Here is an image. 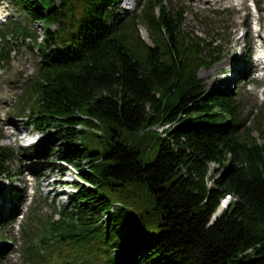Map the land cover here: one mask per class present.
I'll return each mask as SVG.
<instances>
[{
	"label": "trees",
	"instance_id": "obj_1",
	"mask_svg": "<svg viewBox=\"0 0 264 264\" xmlns=\"http://www.w3.org/2000/svg\"><path fill=\"white\" fill-rule=\"evenodd\" d=\"M119 1L15 0L28 22L10 19L0 29V67L11 61L19 39L31 40L42 58L13 113L45 134L35 155L48 151L52 136L73 144L90 127L101 128L96 132L105 148L82 142L59 153L78 171L87 160L88 171L79 174L90 185L79 187L58 218L33 209L21 227L23 263L264 264V107L247 127L237 97L204 87L200 68L220 56L214 42L185 31V8L144 0L139 12L121 16L114 13ZM37 20L41 39L30 27ZM145 129L161 133L148 164L139 143L122 138ZM13 156L0 144V176L10 181ZM11 183L0 187V240L24 196ZM130 184L146 188L156 223L137 213L142 207H121L109 197ZM114 205L120 210L112 211Z\"/></svg>",
	"mask_w": 264,
	"mask_h": 264
},
{
	"label": "rangeland",
	"instance_id": "obj_2",
	"mask_svg": "<svg viewBox=\"0 0 264 264\" xmlns=\"http://www.w3.org/2000/svg\"><path fill=\"white\" fill-rule=\"evenodd\" d=\"M143 1L120 0L114 13L124 16L134 11L139 12ZM167 6L172 10H187L183 15V27L190 36H198L216 44V54L220 59L200 68L198 75L202 84L205 88H221L226 94L237 97L242 103L241 116L245 126L253 125L258 110L264 107V81L260 82L262 75L249 67L250 59L255 61L264 48V0H167ZM0 15L4 20L0 21V29L10 19L28 22L15 0H0ZM258 22L261 26L260 33ZM30 27L36 31L39 39L43 37L44 26L40 20L31 23ZM140 33L147 42H151L144 26H141ZM32 44L29 39L25 42L19 39L11 54V61L0 67V144L10 146L14 151L9 163L14 174L13 180L10 181L9 176H0V187H6L12 182L11 184L24 190L18 218L13 225L6 221L4 227L6 239L0 240V264H24L20 255L21 227L29 222L34 208L40 217L54 215L58 218L60 207L67 205L76 196L79 187L90 185L79 174L83 170L88 171L87 160H81L82 169L78 171L72 162L63 161L59 153L69 148H80L78 144L82 142L92 150L105 149L96 132L101 128L95 130L90 127L73 144L66 138L52 136L48 151L35 155L38 151L36 145L45 134L38 132L26 118L13 114L17 97L35 74L38 61L42 60L38 50L32 49ZM77 128L82 129L84 125H78ZM160 135L156 130L145 129L136 134L125 131L122 138L129 139L132 144L139 143L140 159L148 164L155 160L159 152ZM255 135L260 136L257 131ZM260 141L264 142V138H260ZM216 167V164H211L212 170ZM209 182H212L211 179ZM133 185L137 186L132 188ZM109 197L121 207H142L137 213L145 212L141 214L147 217L148 223L157 222L156 212L151 210L153 206L144 186L126 185L117 191H110ZM1 199L0 197V207ZM5 203L8 205V201ZM227 203L228 201L222 202L221 207H225ZM119 205H114L112 211L120 210ZM107 220V216L102 219L104 223ZM124 232L125 228L118 233L122 235ZM115 252L119 254L120 251L116 249Z\"/></svg>",
	"mask_w": 264,
	"mask_h": 264
},
{
	"label": "water",
	"instance_id": "obj_3",
	"mask_svg": "<svg viewBox=\"0 0 264 264\" xmlns=\"http://www.w3.org/2000/svg\"><path fill=\"white\" fill-rule=\"evenodd\" d=\"M223 208H224V207H220V208L217 210V212H216V213L214 214V216H213V220H215V219L221 214Z\"/></svg>",
	"mask_w": 264,
	"mask_h": 264
},
{
	"label": "bare ground",
	"instance_id": "obj_4",
	"mask_svg": "<svg viewBox=\"0 0 264 264\" xmlns=\"http://www.w3.org/2000/svg\"><path fill=\"white\" fill-rule=\"evenodd\" d=\"M249 67H250V65H249ZM252 70H253V69H252ZM12 125H16V123H12ZM163 128H165V127L158 128V130L162 132V131H163ZM225 201L227 202L228 199H224L223 202H225Z\"/></svg>",
	"mask_w": 264,
	"mask_h": 264
}]
</instances>
